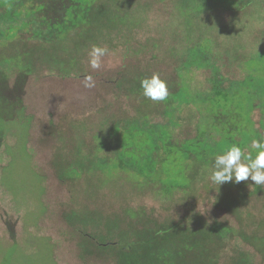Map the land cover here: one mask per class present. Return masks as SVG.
Segmentation results:
<instances>
[{
  "label": "rangeland",
  "instance_id": "rangeland-1",
  "mask_svg": "<svg viewBox=\"0 0 264 264\" xmlns=\"http://www.w3.org/2000/svg\"><path fill=\"white\" fill-rule=\"evenodd\" d=\"M127 1L133 11L129 29L118 35L103 33L97 41L73 36L57 46L54 54L66 60L62 71L36 50L39 45L28 41L34 26L18 32L13 41H6L5 36L16 30H8V24L1 28L0 57L34 46L35 58L23 91L30 117L26 152L17 143L19 129L14 128L6 134L0 153V264H114L108 257L82 258L80 236L68 221L74 213L87 217L88 233L104 232L107 218L123 227L128 222L126 213L138 211L159 221L173 220L191 227L202 220L216 221L264 236V185H255L251 178L218 186L208 179L209 169L204 175L203 171L197 173L188 188L167 195L159 184L131 172L119 170L108 175L109 170L91 166L113 157V150L100 143L108 141L114 122L136 117L138 110L150 112L152 122H163L154 111L159 109L153 108L155 102L124 95L118 84L123 76L159 72L162 79H173L189 47L208 38L221 74L228 80H241L247 72V59L264 47V0H254L236 13H206L190 23L178 13L175 0ZM79 43L77 50L74 45ZM93 45L109 49L99 69L89 64ZM70 58L75 60L73 67L67 61ZM4 69L7 66L2 63L0 70ZM66 70L68 75L63 73ZM89 74L96 84L91 89L83 85V77ZM189 77L193 89L208 88L209 71L192 69ZM177 118L179 126L172 132L175 139L193 138L200 124L197 109L184 107ZM261 118L260 110H253L256 128ZM124 154L138 156L140 146ZM11 157V165L3 172ZM75 164L81 169L79 175L68 177L66 171ZM192 170L186 168V175ZM237 242L231 240L222 247L221 262L230 259L240 245ZM239 248L254 255L255 264H264V251L257 253L246 244Z\"/></svg>",
  "mask_w": 264,
  "mask_h": 264
},
{
  "label": "trees",
  "instance_id": "trees-1",
  "mask_svg": "<svg viewBox=\"0 0 264 264\" xmlns=\"http://www.w3.org/2000/svg\"><path fill=\"white\" fill-rule=\"evenodd\" d=\"M175 2L178 13L190 23L189 20L194 21L217 10L243 11L254 0ZM130 4L127 0H0V31L4 32L1 29L4 24L9 25L8 30L15 29L13 35L5 36L6 41H13L18 32L34 26L28 41L39 45L36 50H40L48 62L51 60L62 71L66 60H59L54 54L57 53V46L73 36L89 42L91 39L99 40L103 33L118 35L129 29L132 24ZM76 45L74 47L78 50L81 43ZM14 48L17 49V44ZM33 48L27 47L7 58L0 57V65L4 63L7 66V69L0 70V153L6 145V134L14 128L19 129L17 143L26 152L30 117L26 115L23 91L26 79L33 72ZM212 55L211 40L208 38L198 40L189 47L176 68L175 78L167 80L169 97L166 101L154 103L153 108L159 106L154 111L163 118V122H152L150 112L146 113V110H138L136 117L114 122L108 141L104 139L105 142L100 143L105 149L113 150V157L91 163V166L95 164L102 171L109 170L108 175L119 170L131 172L138 178L159 184L168 195L188 188L194 176L200 171L204 175L211 169L215 155L221 154L231 144L251 150L252 140L260 138V133L264 132V47L247 59V72L241 80L226 79ZM67 61L73 67L75 60L70 58ZM192 69L209 71L206 90H195L190 85ZM68 71L63 73L68 75ZM14 72L17 74L10 87V76ZM145 76L150 74L137 72L123 76L118 84L127 98L149 101L143 97L140 87V80ZM189 106L197 109L200 124H197L193 138L177 141L172 134L173 129L179 126L177 115ZM255 109L262 113L259 128L251 119ZM139 146L141 154L138 156L124 154ZM12 161L11 157L3 172ZM75 166L66 171L68 177L79 175L81 169ZM186 168L195 169L187 176ZM126 217L128 222L123 227L107 218L104 232L88 233L85 226L87 217L71 214L68 221L80 236L82 258L108 257L114 264H255L254 255L239 246L246 244L257 253L264 251V236L247 234L216 221L208 223L202 220L197 227H191L173 220L159 221L140 215L138 211L127 212ZM231 240L238 241L240 245L235 243L238 248L223 263L220 255L224 251L222 247Z\"/></svg>",
  "mask_w": 264,
  "mask_h": 264
},
{
  "label": "clouds",
  "instance_id": "clouds-1",
  "mask_svg": "<svg viewBox=\"0 0 264 264\" xmlns=\"http://www.w3.org/2000/svg\"><path fill=\"white\" fill-rule=\"evenodd\" d=\"M108 54L107 47L93 45L88 54L91 68L99 69L102 58ZM83 85L88 89L96 86L92 75L83 77ZM140 87L143 97L153 102L166 101L170 94L168 81L162 79L159 72L141 79ZM250 149L231 144L221 154L215 155L208 179L218 186L226 182L248 181L249 178L255 185H264V132L260 133V138L252 140Z\"/></svg>",
  "mask_w": 264,
  "mask_h": 264
}]
</instances>
